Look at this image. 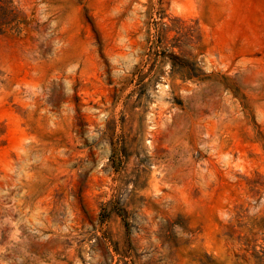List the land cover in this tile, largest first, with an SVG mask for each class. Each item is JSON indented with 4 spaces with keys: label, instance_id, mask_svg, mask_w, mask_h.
Returning <instances> with one entry per match:
<instances>
[{
    "label": "rangeland",
    "instance_id": "rangeland-1",
    "mask_svg": "<svg viewBox=\"0 0 264 264\" xmlns=\"http://www.w3.org/2000/svg\"><path fill=\"white\" fill-rule=\"evenodd\" d=\"M0 264H264V0H0Z\"/></svg>",
    "mask_w": 264,
    "mask_h": 264
}]
</instances>
